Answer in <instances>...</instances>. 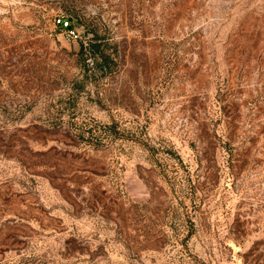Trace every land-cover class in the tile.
Instances as JSON below:
<instances>
[{
	"label": "rangeland",
	"instance_id": "obj_1",
	"mask_svg": "<svg viewBox=\"0 0 264 264\" xmlns=\"http://www.w3.org/2000/svg\"><path fill=\"white\" fill-rule=\"evenodd\" d=\"M0 264H264V0H0Z\"/></svg>",
	"mask_w": 264,
	"mask_h": 264
},
{
	"label": "trees",
	"instance_id": "obj_2",
	"mask_svg": "<svg viewBox=\"0 0 264 264\" xmlns=\"http://www.w3.org/2000/svg\"><path fill=\"white\" fill-rule=\"evenodd\" d=\"M72 16L70 13L66 12L65 16L62 19H57V23H59V27H63L62 23L64 22V29H70L72 23ZM93 39L88 42L87 47L80 46L79 54L81 56V60H85L86 57H91L92 60L90 64L93 69H97L98 71H102L109 68L110 59L108 54L105 52L104 47L101 42H98V38L96 36L95 31H93ZM83 73L87 75V71L89 68L86 67V64H82ZM101 72V73H102ZM85 126V125H84ZM71 129V128H70ZM71 136L77 138L79 142L91 146L93 149H98L99 146H103L104 148H111L118 143H122V141L128 138L127 134H125L124 129L120 126V123L114 120H110L109 122L91 125V127H82V125H78L74 127L71 131ZM143 148L148 152L149 158L152 159L155 167L157 168V173L162 178H171L175 177L176 174L181 170L182 176L184 180L188 183L190 181V173L187 168L183 165L180 158L177 154L172 150L171 147L166 146H154L149 143H141ZM117 147V146H116ZM47 153V152H44ZM43 152L41 154H44ZM163 156L171 158L173 163L167 164L163 161ZM190 183H188L189 185ZM191 187V186H190Z\"/></svg>",
	"mask_w": 264,
	"mask_h": 264
},
{
	"label": "built area",
	"instance_id": "obj_3",
	"mask_svg": "<svg viewBox=\"0 0 264 264\" xmlns=\"http://www.w3.org/2000/svg\"><path fill=\"white\" fill-rule=\"evenodd\" d=\"M66 37L69 39L73 38L74 37V32L70 29L67 30L66 32Z\"/></svg>",
	"mask_w": 264,
	"mask_h": 264
}]
</instances>
